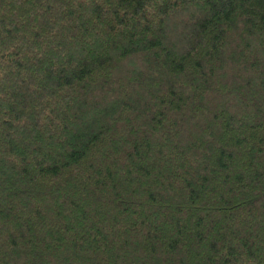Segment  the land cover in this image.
Instances as JSON below:
<instances>
[{"label": "trees", "instance_id": "obj_1", "mask_svg": "<svg viewBox=\"0 0 264 264\" xmlns=\"http://www.w3.org/2000/svg\"><path fill=\"white\" fill-rule=\"evenodd\" d=\"M0 264H264V0H0Z\"/></svg>", "mask_w": 264, "mask_h": 264}]
</instances>
